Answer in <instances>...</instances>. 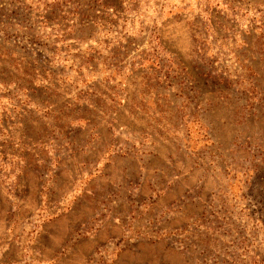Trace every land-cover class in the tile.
I'll list each match as a JSON object with an SVG mask.
<instances>
[{
  "label": "rangeland",
  "instance_id": "rangeland-1",
  "mask_svg": "<svg viewBox=\"0 0 264 264\" xmlns=\"http://www.w3.org/2000/svg\"><path fill=\"white\" fill-rule=\"evenodd\" d=\"M0 264H264V0H0Z\"/></svg>",
  "mask_w": 264,
  "mask_h": 264
}]
</instances>
